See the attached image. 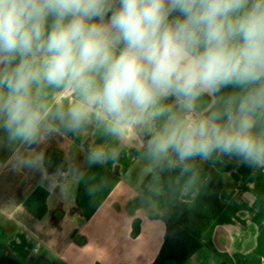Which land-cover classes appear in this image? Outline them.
Returning <instances> with one entry per match:
<instances>
[{
	"label": "clouds",
	"instance_id": "obj_1",
	"mask_svg": "<svg viewBox=\"0 0 264 264\" xmlns=\"http://www.w3.org/2000/svg\"><path fill=\"white\" fill-rule=\"evenodd\" d=\"M93 120H162L145 154L182 174L214 153L264 172V0H0V139Z\"/></svg>",
	"mask_w": 264,
	"mask_h": 264
},
{
	"label": "crops",
	"instance_id": "obj_2",
	"mask_svg": "<svg viewBox=\"0 0 264 264\" xmlns=\"http://www.w3.org/2000/svg\"><path fill=\"white\" fill-rule=\"evenodd\" d=\"M228 91L222 89V93ZM57 99L67 105L74 97L50 90L49 102L55 105ZM203 101L207 107L210 98L205 96ZM162 122H153L151 130L148 125L131 123L119 135L107 133L95 120L76 130L58 126L32 146L0 139V264H56L58 260L88 264L68 256L66 245L75 252L86 249L74 244L78 237L79 245L88 242L78 226L86 219L76 206V195L80 181L97 162L120 182L89 221L98 224L91 240L101 246L97 256L90 257L92 262L152 264L166 230L155 216L165 214L177 202H192L212 168L224 176L220 198L225 209L203 234L202 247L185 264L245 262L252 255L264 261V172L254 168L244 177L239 173L244 164L239 157L216 153L207 160L196 158L183 174L180 166L152 162L145 154L146 145ZM98 149L103 151L94 157ZM38 187L49 191L48 212L42 219L24 206ZM68 214L79 220L70 230ZM137 219L141 230L133 238Z\"/></svg>",
	"mask_w": 264,
	"mask_h": 264
},
{
	"label": "trees",
	"instance_id": "obj_3",
	"mask_svg": "<svg viewBox=\"0 0 264 264\" xmlns=\"http://www.w3.org/2000/svg\"><path fill=\"white\" fill-rule=\"evenodd\" d=\"M255 167L242 164L239 173L248 177ZM120 178L101 163L93 164L79 183L76 206L86 220H90L104 204ZM224 176L212 168L206 180L192 202H177L163 215L165 236L161 250L152 264H185L202 247L203 234L213 225L225 209L220 198L224 188ZM49 191L38 187L24 203L25 208L37 219H42L48 212ZM141 221L133 223L132 237L140 234ZM220 264H264L258 255H252L247 261L221 262Z\"/></svg>",
	"mask_w": 264,
	"mask_h": 264
},
{
	"label": "rangeland",
	"instance_id": "obj_4",
	"mask_svg": "<svg viewBox=\"0 0 264 264\" xmlns=\"http://www.w3.org/2000/svg\"><path fill=\"white\" fill-rule=\"evenodd\" d=\"M68 216H69L68 219L70 221H68L67 223V230H70L73 226L72 224L75 225V222H78L79 220H78V217H76L75 215L68 214ZM89 221L90 220H83V222H81L80 225H78V226H82L81 232L87 235L88 242L85 241L84 245H79L80 244L78 243L79 237L76 238L74 241V244L78 245V247H86L85 251L75 252L74 248L67 249V245H66V254L73 258H77V257L82 258L85 262H88V264H104L101 259L100 260L97 259L92 262V259L90 258L91 256L92 258H95L97 256V252L101 249V246L94 244L93 238L91 240V233L94 232L96 228H98V224L96 222L90 223ZM72 247H75V246H72ZM56 264H65V263L62 260H58Z\"/></svg>",
	"mask_w": 264,
	"mask_h": 264
}]
</instances>
